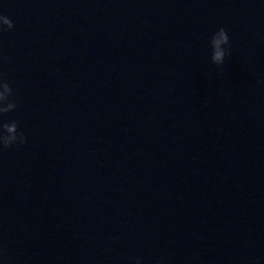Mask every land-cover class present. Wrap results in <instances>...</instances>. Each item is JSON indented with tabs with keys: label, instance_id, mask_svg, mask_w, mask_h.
<instances>
[{
	"label": "water",
	"instance_id": "obj_1",
	"mask_svg": "<svg viewBox=\"0 0 264 264\" xmlns=\"http://www.w3.org/2000/svg\"><path fill=\"white\" fill-rule=\"evenodd\" d=\"M0 15V118L25 136L0 148V264H264V0Z\"/></svg>",
	"mask_w": 264,
	"mask_h": 264
},
{
	"label": "clouds",
	"instance_id": "obj_2",
	"mask_svg": "<svg viewBox=\"0 0 264 264\" xmlns=\"http://www.w3.org/2000/svg\"><path fill=\"white\" fill-rule=\"evenodd\" d=\"M0 25L4 26L3 30L13 28V22L3 15H0ZM208 45L211 63L217 66L223 65L225 57L230 55L229 36L223 27L211 34ZM261 83H264V80ZM13 94L14 90L7 80L0 78V117L16 108V102L12 98ZM23 143H25V136L22 131L18 130L17 122L0 118V148L8 149L13 145ZM135 264H142L141 258L137 257ZM155 264H161V262L157 260Z\"/></svg>",
	"mask_w": 264,
	"mask_h": 264
}]
</instances>
